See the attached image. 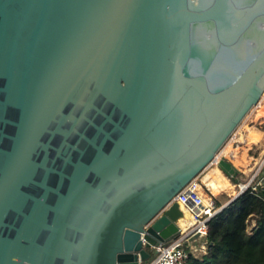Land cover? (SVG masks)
Returning <instances> with one entry per match:
<instances>
[{
	"label": "water",
	"instance_id": "1",
	"mask_svg": "<svg viewBox=\"0 0 264 264\" xmlns=\"http://www.w3.org/2000/svg\"><path fill=\"white\" fill-rule=\"evenodd\" d=\"M263 90L264 0H0V264L146 261Z\"/></svg>",
	"mask_w": 264,
	"mask_h": 264
},
{
	"label": "trees",
	"instance_id": "2",
	"mask_svg": "<svg viewBox=\"0 0 264 264\" xmlns=\"http://www.w3.org/2000/svg\"><path fill=\"white\" fill-rule=\"evenodd\" d=\"M207 224L205 252L189 255L184 264H264V182H251Z\"/></svg>",
	"mask_w": 264,
	"mask_h": 264
},
{
	"label": "built area",
	"instance_id": "3",
	"mask_svg": "<svg viewBox=\"0 0 264 264\" xmlns=\"http://www.w3.org/2000/svg\"><path fill=\"white\" fill-rule=\"evenodd\" d=\"M234 129L229 134L230 139L238 135V130L235 131ZM223 145L220 146L214 157L204 168L213 165L217 167V161L223 153ZM254 177H258L257 184L261 180L264 182V157L255 167L252 177L248 181L238 184V191L242 192ZM172 200H176L180 205L190 203L191 219L189 223L187 225L181 224L179 234L171 237L165 244L151 246L149 257L146 261L140 260L139 264H184L189 255H192L189 247L191 240L189 238L197 234L194 238H201L204 241L208 227L207 221L219 210V207L214 204L212 195L205 193L199 173L190 179ZM248 228L250 230L251 226Z\"/></svg>",
	"mask_w": 264,
	"mask_h": 264
},
{
	"label": "rangeland",
	"instance_id": "4",
	"mask_svg": "<svg viewBox=\"0 0 264 264\" xmlns=\"http://www.w3.org/2000/svg\"><path fill=\"white\" fill-rule=\"evenodd\" d=\"M235 131L238 130V135L236 139H230L229 136L227 139L224 141L223 144L229 145L231 150L233 151V154L237 156V150L238 152L242 151L241 153V158L248 160L253 158L251 161V166L255 163V167L259 164L260 160L264 157V90L262 94L260 95L257 103H255L251 108L247 111V113L243 116V118L240 120V122L237 124V127L234 129ZM240 137H243L244 140H240ZM229 138V139H228ZM239 138V139H238ZM236 151H235V147ZM241 145H243V148H241ZM226 146V145H225ZM250 147V148H248ZM234 148V149H233ZM229 149V151H230ZM249 153L251 156H247L246 152ZM234 163H238V158L234 159ZM213 167V166H212ZM207 172H210L211 168L210 166L207 168H203L199 172V177L201 178V172L205 170ZM221 171V170H220ZM249 170L247 174H243L240 179L244 180L243 182H246L250 177V172ZM206 172V173H207ZM222 172V171H221ZM240 175V174H239ZM238 175V176H239ZM259 177V176H258ZM205 193L208 195L210 194V191L207 190L206 186H204ZM253 219L249 218L248 219V227L253 225ZM249 230V228H248Z\"/></svg>",
	"mask_w": 264,
	"mask_h": 264
},
{
	"label": "crops",
	"instance_id": "5",
	"mask_svg": "<svg viewBox=\"0 0 264 264\" xmlns=\"http://www.w3.org/2000/svg\"><path fill=\"white\" fill-rule=\"evenodd\" d=\"M237 136V135H236ZM226 144L223 145V153L222 155H225L224 153V147H225ZM234 146V144H233ZM235 148L238 147V144L237 146H234ZM241 148H243V145H241ZM250 148V147H248ZM247 156L249 155V153L247 151H245ZM241 153L242 151L238 152L237 150V156H235L233 154V151L230 150L227 152V154L225 155L227 159H229L234 165H236L239 169H240V175L234 177L233 179H231L230 177H228L227 175H225L223 172V175L228 179V181L234 186L233 189H229V187H223L221 189H216L214 190L210 184H209V181H208V178L206 176V169L203 170L200 174H201V181L203 183L204 186H206L207 190L210 191V194L212 195V198L213 200H216L219 205L217 207L222 208L223 206H225L228 201L237 193L238 191V184L239 183H243L244 180L240 179V177H242L243 174H247V172L251 169V174H250V177L247 178L248 180L252 177V174L254 172V169H255V163L253 164V166H251V161L253 158L251 155V158L248 159V160H245L244 158L242 159L241 158ZM238 158V162L239 164H235L234 163V159ZM214 166V165H213ZM212 167V166H210ZM208 168V167H207ZM258 177H254L253 180L251 181L252 183H254V185H257L256 181H257ZM247 180V181H248ZM263 182V180H261ZM182 210L183 212H187L188 215H190V203H187L186 205H182ZM187 210V211H186ZM190 219L188 217V219L183 222L181 221V219L179 220V223L182 224V225H187V223H189ZM189 247H190V250L192 251V255L193 256H196V257H199L201 256L204 252H205V246H204V241L203 239H199V238H192L190 243H189Z\"/></svg>",
	"mask_w": 264,
	"mask_h": 264
},
{
	"label": "bare ground",
	"instance_id": "6",
	"mask_svg": "<svg viewBox=\"0 0 264 264\" xmlns=\"http://www.w3.org/2000/svg\"><path fill=\"white\" fill-rule=\"evenodd\" d=\"M236 137L237 136H235L232 139H236ZM242 139L244 140L243 137H240V140H242ZM230 148L231 147L226 144V146L224 147V153H225V155L227 154V152L229 151ZM235 151H236V148H235ZM235 164H238V163H235ZM210 168H211V170H210V172H207L206 173V176L208 178V181H209L210 186L214 190H216V189L219 190V189H221L223 187H229V189H233L234 186L228 181V179L223 175V173L220 171V169L218 167L213 166V167H210ZM188 217H189V219H191V216L188 215L187 212H185L183 214V217L181 218V221L185 222L188 219Z\"/></svg>",
	"mask_w": 264,
	"mask_h": 264
}]
</instances>
